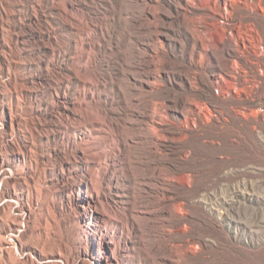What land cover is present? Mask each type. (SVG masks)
<instances>
[{
    "label": "rangeland",
    "instance_id": "374dc122",
    "mask_svg": "<svg viewBox=\"0 0 264 264\" xmlns=\"http://www.w3.org/2000/svg\"><path fill=\"white\" fill-rule=\"evenodd\" d=\"M1 52L0 127L9 80L40 84L22 119L75 98L113 124L95 182L123 219L95 230L115 233L116 251L133 242L119 264H264V0H0ZM72 247V264L96 263Z\"/></svg>",
    "mask_w": 264,
    "mask_h": 264
},
{
    "label": "bare ground",
    "instance_id": "6f19581e",
    "mask_svg": "<svg viewBox=\"0 0 264 264\" xmlns=\"http://www.w3.org/2000/svg\"><path fill=\"white\" fill-rule=\"evenodd\" d=\"M2 52L0 73L4 70L8 73L10 64ZM15 81L7 83L9 102L2 107L0 127V264H56L58 261L69 264L75 241L87 245L95 264L125 263L135 251L133 242L125 241L116 251L114 245L111 246L115 233L97 235L95 230L99 225L104 229L107 225L114 226L120 219L116 207L102 210L103 200L95 182L100 162L107 158L102 146L105 141L118 142V136L112 131L113 124L102 114H83L84 102L75 98L70 107L66 102L57 105V118L48 117L31 104L23 110L29 119H22L16 115L22 111L20 100L30 102L33 89L38 90L40 84L31 81L16 86ZM64 121L70 123L64 124ZM15 132H18L16 138ZM84 132L89 135L74 147L75 135ZM50 138L61 150H72L74 158L61 157L57 149L49 146ZM43 145L46 154L38 152V147ZM80 167L88 178L69 181L65 172ZM5 171L12 175L5 177ZM116 197L119 200L115 202L128 203L121 195ZM138 214L145 223L157 218L155 210H139ZM145 234L140 232L139 237L142 239Z\"/></svg>",
    "mask_w": 264,
    "mask_h": 264
},
{
    "label": "built area",
    "instance_id": "2783aa9c",
    "mask_svg": "<svg viewBox=\"0 0 264 264\" xmlns=\"http://www.w3.org/2000/svg\"><path fill=\"white\" fill-rule=\"evenodd\" d=\"M248 47L251 49V43L250 42H248ZM252 48L255 49V50H261L262 49V47L259 46V44L256 45V47L253 46Z\"/></svg>",
    "mask_w": 264,
    "mask_h": 264
}]
</instances>
